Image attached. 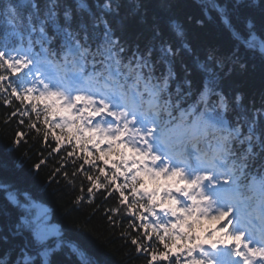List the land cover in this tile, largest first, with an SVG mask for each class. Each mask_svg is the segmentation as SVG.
I'll use <instances>...</instances> for the list:
<instances>
[{"label": "snow or ice", "instance_id": "obj_1", "mask_svg": "<svg viewBox=\"0 0 264 264\" xmlns=\"http://www.w3.org/2000/svg\"><path fill=\"white\" fill-rule=\"evenodd\" d=\"M197 5L0 0L4 123L27 121L12 145L34 132L39 157L0 178V264H101L22 186L50 163L134 260L264 264V0ZM242 53L260 59L251 96Z\"/></svg>", "mask_w": 264, "mask_h": 264}, {"label": "trees", "instance_id": "obj_2", "mask_svg": "<svg viewBox=\"0 0 264 264\" xmlns=\"http://www.w3.org/2000/svg\"><path fill=\"white\" fill-rule=\"evenodd\" d=\"M185 2L187 4L185 12L193 16L201 14L197 0H185ZM3 24V20L0 19V28L3 27ZM205 27L212 29L213 25L211 22H206ZM242 59L248 64V71L241 74L237 68L233 76L244 83L245 92L251 96L255 89L250 85L254 84L255 88L258 89L260 84L262 71L260 59L258 56L253 57L251 53H242ZM11 111V108H6L0 104V162H6L8 165L7 169L0 168V178L8 179L27 175L34 171L31 166L39 159L36 155L38 145L33 141L34 132L26 137L27 143L22 142L18 150L14 149L12 140L15 132L18 130L27 132L28 129L27 121L25 125L21 126L17 124V118L11 119L8 124L4 123L7 114ZM17 162H19V167ZM51 169V163L48 167H42L38 176L29 179L22 185L32 193L36 200L49 208L51 221L62 225L70 235L77 236L87 246L89 252L101 261V264H143L141 260L132 259L135 255L132 246L129 244L125 247V241L119 236V232L123 229L111 228L102 210L95 215H90L94 205H81L80 210H75L72 201L78 192H72L66 188L62 179L59 184L56 182L48 183L47 178ZM77 185H79V181Z\"/></svg>", "mask_w": 264, "mask_h": 264}]
</instances>
